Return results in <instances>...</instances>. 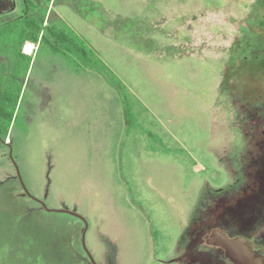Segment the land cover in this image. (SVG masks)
<instances>
[{
    "label": "rangeland",
    "instance_id": "rangeland-1",
    "mask_svg": "<svg viewBox=\"0 0 264 264\" xmlns=\"http://www.w3.org/2000/svg\"><path fill=\"white\" fill-rule=\"evenodd\" d=\"M250 1L50 2L48 20L61 21L126 85L133 119L103 75L81 71L45 43L19 76L24 87L6 141L35 197L87 218L98 264H192L196 224L220 199L216 187L246 164L242 119L260 90ZM0 181V214L25 217L12 222L18 243L1 237L0 264L39 261L20 245L31 226L50 243L46 261L88 263L83 222L25 197L5 147ZM52 238L62 242L56 254Z\"/></svg>",
    "mask_w": 264,
    "mask_h": 264
},
{
    "label": "flooded vegetation",
    "instance_id": "flooded-vegetation-1",
    "mask_svg": "<svg viewBox=\"0 0 264 264\" xmlns=\"http://www.w3.org/2000/svg\"><path fill=\"white\" fill-rule=\"evenodd\" d=\"M51 1L0 0V70L9 63V49L29 56L41 43L20 35L10 37L9 24L24 19L38 21L43 10L47 20ZM246 9L248 31L256 30L261 36L257 70L260 90L242 119L246 164L224 189L216 187L220 199L209 207L208 217L196 224L189 253L192 264H264V0H251ZM27 41L33 44L31 52L25 51ZM221 236L236 244L233 251L219 244ZM239 250L240 263L235 256Z\"/></svg>",
    "mask_w": 264,
    "mask_h": 264
},
{
    "label": "trees",
    "instance_id": "trees-1",
    "mask_svg": "<svg viewBox=\"0 0 264 264\" xmlns=\"http://www.w3.org/2000/svg\"><path fill=\"white\" fill-rule=\"evenodd\" d=\"M63 1H65L64 3H68L69 0H63ZM45 12H46L45 10L41 12V16L38 21L35 20V22H33L34 20L24 19V21L18 23V25L12 24L9 27L10 37H13L14 35H20L21 37L25 36L24 38L26 40L31 39L34 41H38L39 39L41 41V44L44 45L46 43V45H48L50 51L58 52L61 55H63L66 59L71 60L75 65L78 66V69H80L81 71L88 68H92L94 71L103 75L105 80L111 86H114L119 91L120 95H122V97L124 98L123 102H124L125 116L127 122L128 121L131 122V120L133 119L131 113L132 108L130 104L131 101L129 99L130 94L129 92H127L128 90L126 88V85H124L120 79H117L114 76L111 69L104 62L101 61V59L96 55L93 49H91L89 46H87L82 42L80 44L75 42L74 41L75 37L69 36L67 30L63 27V25H61L60 23L61 21L56 20L57 21L56 22L54 19L46 20ZM28 34L29 37L26 36ZM77 37L78 36H76L75 40L79 39V37L78 38ZM10 50L11 52L9 53V63L8 65L4 64L2 70H0V149L2 147H5L9 149V152H10V146L7 145L5 141L7 140L10 129L12 128L13 123L16 119L14 117L15 111L18 105L21 91L24 87L22 81H24L23 79L26 78V76L28 75V67L31 60L30 56L22 54L19 51L16 52L15 48ZM19 76L23 79L21 80ZM20 80L21 82H19ZM13 143L10 145L13 148V156L15 158L16 150L14 148ZM4 183L5 182L0 181V191H2L1 190L2 187L4 188ZM8 194L12 196L13 198L12 200L15 199V196L13 195V192L10 189L8 190ZM24 196L28 197L27 195ZM16 198L18 199V197ZM37 205H41V204L37 202ZM14 208L17 207L14 205L12 206V209ZM40 209L46 211L43 206L42 207L40 206ZM24 218L25 217L23 216L14 217V215H11L10 219H8L7 216H4L1 213L0 239H2L1 237L6 238L7 236V241L10 239V241L14 240V243H18V241L21 238L18 235L16 228H14L12 222L15 223V221H18L17 219H19L20 223H23L22 219ZM28 230L29 231L26 233L25 237H23L22 241H20V245L23 246V248L27 253L30 254L32 252L33 253L37 252L39 253L40 257L38 262L36 260L34 261V263L26 262L25 264H72L66 262L65 260L63 261L54 260L53 263H51V261H46L45 256L47 255L48 251L45 249V244H46L44 241L45 238H41L39 231L38 230L36 231L35 228L32 226ZM54 234L56 236L55 232ZM53 238H52V243L54 244L55 247L53 248L52 253L56 254L59 248L62 247L61 246L62 242L60 241L57 242V240L55 239L53 240ZM48 245H50V243L46 244V247L49 248L50 250V247H48ZM0 248L3 249L1 246ZM3 251L5 252V250H2L1 252ZM83 253L85 254V257L88 259L87 264H92L84 250Z\"/></svg>",
    "mask_w": 264,
    "mask_h": 264
},
{
    "label": "water",
    "instance_id": "water-1",
    "mask_svg": "<svg viewBox=\"0 0 264 264\" xmlns=\"http://www.w3.org/2000/svg\"><path fill=\"white\" fill-rule=\"evenodd\" d=\"M5 143L7 145L10 146V152H9V156L16 168V172H17V177H18V180L20 182V185L24 191V195H27L29 196L30 198L36 200L38 203H40L47 211H53V212H63V213H68L70 215H73L75 217H78L79 219H81L84 223V228H83V231H82V246L90 260V262L92 264H98V262L96 261L95 257L93 256V254L91 253V251L89 250L88 246H87V243H86V234H87V231H88V228H89V221L87 220V218H85L83 215L75 212V211H72V210H69V209H55V208H49L47 206V204L44 202V200L40 199V198H37L35 197L31 191L28 189L25 181H24V178L22 176V173H21V170H20V167L18 165V163L16 162L14 156H13V148L12 146L10 145V142H7L5 141ZM221 241L219 242V244L223 247H225L226 249H228L229 251H233L232 249H234L236 247V244H234L233 241H231L230 239H228L227 237L225 236H221L220 237ZM234 244V245H233ZM241 250L238 251V253H235L236 255V259L238 260V262L240 263L241 262Z\"/></svg>",
    "mask_w": 264,
    "mask_h": 264
},
{
    "label": "crops",
    "instance_id": "crops-1",
    "mask_svg": "<svg viewBox=\"0 0 264 264\" xmlns=\"http://www.w3.org/2000/svg\"><path fill=\"white\" fill-rule=\"evenodd\" d=\"M51 2H54V0H52ZM51 5H52V4H51ZM52 6H53V5H52ZM50 7H51V6H50ZM51 11H53V10L51 9ZM58 15H59V14H58ZM28 44H32V42H31V41H27V45H28ZM32 45H33V44H32ZM40 46H41V43H40ZM40 46H39V47H40ZM38 50H39V49H35V50H34V54H33V56L35 55V53H36ZM35 51H36V52H35Z\"/></svg>",
    "mask_w": 264,
    "mask_h": 264
},
{
    "label": "bare ground",
    "instance_id": "bare-ground-1",
    "mask_svg": "<svg viewBox=\"0 0 264 264\" xmlns=\"http://www.w3.org/2000/svg\"><path fill=\"white\" fill-rule=\"evenodd\" d=\"M32 44H28L26 48V52H31Z\"/></svg>",
    "mask_w": 264,
    "mask_h": 264
}]
</instances>
